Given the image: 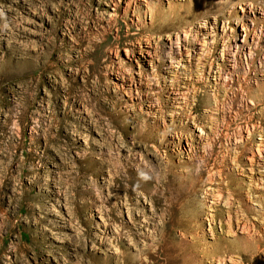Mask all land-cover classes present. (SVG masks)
<instances>
[{
	"label": "rangeland",
	"instance_id": "rangeland-1",
	"mask_svg": "<svg viewBox=\"0 0 264 264\" xmlns=\"http://www.w3.org/2000/svg\"><path fill=\"white\" fill-rule=\"evenodd\" d=\"M202 1L0 0V264H264V0Z\"/></svg>",
	"mask_w": 264,
	"mask_h": 264
},
{
	"label": "bare ground",
	"instance_id": "bare-ground-1",
	"mask_svg": "<svg viewBox=\"0 0 264 264\" xmlns=\"http://www.w3.org/2000/svg\"><path fill=\"white\" fill-rule=\"evenodd\" d=\"M201 4H206V1L204 0V1H202L201 2ZM206 6V5H205ZM256 6V5H255ZM259 6H260V10L262 11V14H260V16H258V14H256L255 13V21H258V22H256V25H258V24H262V27H264V3H261V4H259ZM197 15V14H196ZM257 15V16H256ZM201 29H203V27H201ZM255 36V35H254ZM257 40V41H256ZM253 44V46H252V48H250V50H249V55H250V59L252 58V55H254L255 54V52H256V49H257V47L258 46H260L261 44L263 45L264 44V35L261 33V34H259L258 36H255V38H253L252 39V43L250 44V45H252ZM248 45L249 44H246V47H248ZM250 47V46H249ZM224 52L226 53V55H225V57L226 58H224V60H223V62H222V64L221 65H219L218 64V67L216 68L217 70L216 71H213L212 70V72L211 73H214V77L215 78H212V79H214L215 80V82H216V80H219L220 79V77H221V72L223 71V70H225V71H227V66L228 67H232V69L234 68L233 66H231V63H232V61L234 60H232V58H234V57H236V56H234L233 54H230V52L229 51H227V50H224ZM239 53V52H238ZM237 53V54H238ZM230 55H232V58L230 57ZM229 62H231V63H229ZM261 64L262 65H260L259 66V73H260V75L262 76V78H260V80H262L263 82H264V61H262L261 62ZM173 69H175L174 68V66H171ZM172 72V71H171ZM171 72H169V74H171ZM197 73H199V71L197 72ZM211 74H210V79H211ZM186 78H184L183 80H185ZM223 79V78H222ZM258 80H256V82H257ZM184 84H185V82H183ZM217 84V83H216ZM215 84V85H216ZM173 85V84H172ZM174 86V88H172V89H170L169 90V87H168V99L169 100H174V101H176L177 100V98H179V97H173V95H176L177 93H175V86H176V84H174L173 85ZM181 86V85H180ZM179 88V87H178ZM187 88V87H186ZM177 89V88H176ZM179 90V89H178ZM264 90H262V92H263ZM264 93V92H263ZM262 93V94H263ZM180 94V93H179ZM263 96V95H262ZM168 100V101H169ZM171 102V101H170ZM151 108L153 107V105H151L150 106ZM216 112H219V111H217V109H216V111H215V109H212V112H211V115H209V116H207L206 115V117L208 118V120H209V123L210 124H212V122H214V121H212L211 122V117H213L212 115L213 114H216ZM223 112L222 111H220L219 112V114L221 115ZM225 113V112H224ZM223 120H225V118H226V115L225 114H223ZM208 122V121H207ZM201 132H202V130L201 129H199ZM246 132H247V134L248 135H250V130H249V128H247V130H246ZM208 134H206L205 133V136H207ZM251 136H252V134H251ZM233 139V138H232ZM234 139H235V143H234V145H236V146H238V145H241L240 143L242 142V136L240 135V134H238V133H236V134H234ZM262 140V139H261ZM260 140V143L258 144V152H259V155H260V150H261V146H264V143H263V141H261ZM232 144H231V142H230V144L229 145H227V147L229 148V146H231ZM207 146H209V149H211V148H213V144H212V142H209L208 144H207ZM235 149V148H234ZM236 150V149H235ZM264 150V149H263ZM264 153V152H263ZM261 157V156H260ZM264 157V156H263ZM248 160L250 161V166H252L251 167V170L250 171H253V170H259L258 172H257V175H261V176H263V173L260 171V167L261 166H259L260 164L259 163H257V156H255V155H252L251 157H248ZM261 162V161H260ZM262 167H264V161H263V164H262ZM262 173V174H261ZM115 180L116 181H121V180H123V179H121V178H119V177H115ZM261 181H263L264 179L262 178V179H260ZM250 193V192H249ZM253 195V193H250V195H249V197L251 198V197H254V196H252ZM253 199H255V198H253ZM255 201V200H254ZM231 216L229 215V220H230V222H229V227L231 226V218H230ZM237 221H236V224H238V228H242V229H245L246 227H245V224H244V220H242V219H236ZM212 221L213 222H215L214 221V218H212ZM212 221H210L211 223H212ZM232 226H233V224H232ZM232 228V227H231ZM230 229V228H229ZM247 229V228H246ZM245 229V230H246ZM243 231V230H242ZM233 232V231H232ZM243 233V232H242ZM239 242V241H238ZM246 243V242H245ZM238 245H239V243H237ZM233 246V245H232ZM241 247V244L238 246V247H235V248H240ZM241 250V249H240ZM244 250V249H243ZM220 251V248L218 249V253H216V254H214L217 258H216V260H217V262H218V264H223V262L225 263V261L226 262H231L230 260H225L224 258H223V256L221 257L219 254H221V252H219ZM219 257V258H218ZM216 260L215 261H213L214 263L216 262ZM219 261H221L222 263H219ZM233 262V261H232ZM237 263V262H236Z\"/></svg>",
	"mask_w": 264,
	"mask_h": 264
}]
</instances>
